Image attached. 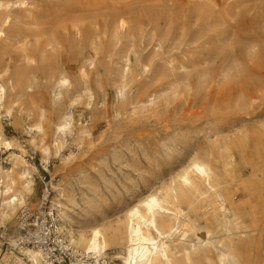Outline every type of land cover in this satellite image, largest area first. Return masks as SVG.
Wrapping results in <instances>:
<instances>
[{"label":"rangeland","instance_id":"1","mask_svg":"<svg viewBox=\"0 0 264 264\" xmlns=\"http://www.w3.org/2000/svg\"><path fill=\"white\" fill-rule=\"evenodd\" d=\"M24 1L20 6L22 0H0V17L5 10L1 5L13 7L0 49L6 51L10 69L21 72L18 94L33 73L38 80L26 92L25 104L50 110V75L65 70L74 93L87 91L73 114L91 134L81 141L76 135L67 137V148L60 155L51 150L44 167L31 136L0 118L5 139H16L10 150H0L2 166H11L19 146L37 169L32 172L36 197L27 206L32 211L28 225L50 214L48 201L57 198L66 216L58 227L83 231L116 226L128 206L166 186L195 152L264 124V0ZM117 14L129 23L125 32L111 26ZM52 36L60 47L50 52L49 62H41L40 48ZM24 54L36 55V62L27 65ZM125 57L130 65L122 98ZM231 63L242 72L224 70ZM203 71L212 72L213 78L200 85ZM50 140L47 134L43 144L50 146ZM70 153L72 158L65 160ZM238 170L236 201L245 207L242 226L251 242L249 263L264 264V201L254 205L248 191L255 183L264 187V167L252 173L249 160H242ZM43 197L42 216L36 208ZM30 228H20L22 237ZM5 241L0 239V251ZM15 262L14 256L3 259L0 252V264ZM66 264L79 261L71 257ZM100 264L120 261L109 251Z\"/></svg>","mask_w":264,"mask_h":264},{"label":"bare ground","instance_id":"2","mask_svg":"<svg viewBox=\"0 0 264 264\" xmlns=\"http://www.w3.org/2000/svg\"><path fill=\"white\" fill-rule=\"evenodd\" d=\"M9 5H1L5 10L0 17V42L6 37V29L12 21L13 7ZM25 5L22 0L20 6ZM111 26L116 32L129 29L123 14H117ZM75 28L79 34V25ZM59 47L57 37L52 36L40 48V61L49 62L50 52ZM35 56L24 54L23 61L32 65L36 62ZM129 65L130 59L125 57L126 69L121 75L122 85L119 87L122 98L126 94L125 79ZM224 70L242 72L234 63ZM20 75L18 68L10 69L7 53L0 49V118L7 120L13 129L25 130L31 136L30 144L40 147L46 167L51 150L60 155L67 148V137L76 135L80 141L90 138L87 124H78L73 114L74 106L82 96L87 95V91L74 93L68 73L60 70L50 75L53 88L50 110L28 107L25 104L26 92L32 90L38 79L32 73L20 85L21 93L18 94ZM212 78L210 71L198 75L200 85L208 84ZM127 101L130 103L131 100ZM54 116L56 120H52ZM47 134L50 135V146L43 144ZM11 142H16V139H5L0 125V150H10ZM16 147L19 153L11 155V166L5 169L0 163V228L4 229L0 239L6 240L1 244L4 249L0 252L3 259L8 254L14 256L15 264H42L41 251L27 246L31 238L22 237L20 233V228L28 226L30 221L32 211L27 206L36 197L32 172L37 169L27 163L25 151ZM71 158L72 153L65 160ZM242 160H249L252 173L264 167V124L253 129L243 128L222 144L195 152L183 170L166 186L128 206L116 226H90L83 231L58 227L57 223H64L66 216L57 198L48 201L51 208L49 215L54 217L55 230L66 235L72 256L79 264H100L109 251L116 252L120 264H250L251 242L242 226L245 207L236 201L238 165ZM51 186L60 191L59 186ZM248 191L253 195L254 205L264 201L261 183L253 184ZM45 199H40L36 208L40 215L43 214L42 201ZM21 210L28 211L29 215L19 220L16 214Z\"/></svg>","mask_w":264,"mask_h":264},{"label":"built area","instance_id":"3","mask_svg":"<svg viewBox=\"0 0 264 264\" xmlns=\"http://www.w3.org/2000/svg\"><path fill=\"white\" fill-rule=\"evenodd\" d=\"M28 213V211L21 210L17 218L21 220L23 216H28ZM46 216L41 219L37 217L32 224L28 225L32 226V228L24 236L31 238L27 246L38 248L41 251L42 264H66L68 258H74L72 251L64 241L62 235L55 230L56 223L54 220L50 219L51 216L49 214Z\"/></svg>","mask_w":264,"mask_h":264}]
</instances>
